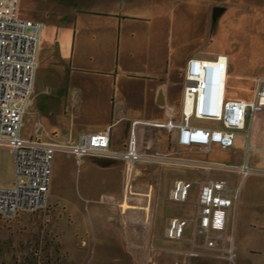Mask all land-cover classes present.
Listing matches in <instances>:
<instances>
[{
    "label": "rangeland",
    "instance_id": "obj_1",
    "mask_svg": "<svg viewBox=\"0 0 264 264\" xmlns=\"http://www.w3.org/2000/svg\"><path fill=\"white\" fill-rule=\"evenodd\" d=\"M133 1L137 5L143 2ZM162 1L156 0L158 4L147 6L149 11L141 9L145 8L143 5L138 6L140 13L147 11L152 17L149 21L139 19L131 23L140 32L136 37L139 55L142 58L147 55L141 46L147 34L158 46L159 53L169 55L173 50L180 59L188 53L189 57L209 59L225 54L228 58L226 97L252 99L259 79H264V0H164L165 4ZM130 2L132 0H18V15L41 22L49 18V22L58 27L65 25L66 37L68 30L71 33L67 43L69 55L75 26L73 17L63 14L64 11H70L73 6L119 9ZM215 6H221L223 10L213 20ZM103 19L97 18L96 28L91 30L102 32ZM49 51V43L42 41L32 94L36 98L35 104L24 113L21 134L30 137L34 122L39 118L45 125L43 137L48 140L74 138L83 120L74 105L76 92L69 78L53 74L56 67H52L50 78L45 63ZM193 51L194 54L191 53ZM185 62H176L175 67L183 76ZM59 85L64 89L59 91ZM124 85L128 95H135L136 103H143L149 96L144 82L126 81ZM190 121L196 125L221 126L219 121L193 116ZM248 126L249 121L246 120V127L236 130L232 147L212 144L211 150L202 157L213 162L235 164L243 163L247 157L252 169L245 175L225 172L231 185L238 189V197L228 212L225 237L219 239L214 248H204L203 237L193 236L192 222L187 224L182 240L163 238L169 216L189 218L196 213L197 184L191 188L188 201L179 203L168 199L173 180L202 175L176 166L145 164L139 170L136 187L146 190L148 184H153L154 204L156 199L153 222L145 240L149 259L144 264H166L158 262L163 252L170 253L168 264H228V252L224 251L228 248L234 255L230 264H264V150L248 147L245 135ZM260 133H257L258 138L262 136ZM196 150L190 148L186 154L198 155ZM90 160V163H79L68 153H54L45 206L21 213L13 219L0 216V264H132L121 240L118 218L110 219L104 204L89 199L87 193V187L93 188L96 196L108 188L117 189L121 181V166L116 161H109L111 168L102 171L95 165L100 164L99 158L91 157ZM63 166L73 169L70 177L69 172L62 177ZM65 175L70 182L64 188ZM13 180V156L7 148L1 147L0 184L11 185Z\"/></svg>",
    "mask_w": 264,
    "mask_h": 264
},
{
    "label": "built area",
    "instance_id": "obj_2",
    "mask_svg": "<svg viewBox=\"0 0 264 264\" xmlns=\"http://www.w3.org/2000/svg\"><path fill=\"white\" fill-rule=\"evenodd\" d=\"M43 27L41 21L18 15V0H0V148H7L14 161L12 184H0V216L13 219L45 206L56 151L74 156L79 163L86 156L118 160L123 164L121 194L101 195L100 200L110 212V219L118 218L121 240L132 264H144L149 259L145 240L153 222V184H148L146 190L136 187L139 174L136 166H176L202 173V177L194 179L175 178L168 196L174 202L185 203L192 186L197 184L196 213L189 218L171 216L164 236L180 241L187 224L192 222L193 236L203 237V247H216L218 240L225 237L228 212L238 197V189L231 185L225 172L239 175L251 172L247 157L243 163L235 164L213 162L190 154L143 152L139 148L138 130L134 128L122 149L111 148L110 127L103 130L84 128L76 141L22 136L23 116L31 104L39 67ZM184 79L178 124L171 120H144L136 124L174 129L178 146L202 148L203 154H207L212 144L232 147L236 130L244 129L247 120L248 147L264 150V142L254 143L257 133H264V79H259L252 99L227 98L228 58L225 54L213 59L189 57L184 66ZM192 116L219 121L221 126L193 124ZM192 243L195 246L194 238ZM224 251L228 252L230 264L234 257L232 249Z\"/></svg>",
    "mask_w": 264,
    "mask_h": 264
},
{
    "label": "crops",
    "instance_id": "obj_3",
    "mask_svg": "<svg viewBox=\"0 0 264 264\" xmlns=\"http://www.w3.org/2000/svg\"><path fill=\"white\" fill-rule=\"evenodd\" d=\"M154 1L143 0L141 5H137L136 1L132 0L129 5L124 8L119 7V9H90L89 7L75 8L73 6L70 11H64L63 14H70L71 18L73 17V26H75L69 55L67 53V43L71 39L70 30H68V36L66 37L67 30L65 31V25L58 27L49 22V18L42 21L44 23L42 41H47L50 45V51L45 57L47 58L45 63L49 70L50 78L53 73H51L52 67H56V72L53 73L54 75L56 74L55 76L70 79V83L76 92V98L74 100L73 97L71 98L75 102L74 105L79 117L83 119L74 138L69 137L60 139V141H76L79 132L84 128L103 130L110 127L111 148L122 149L128 142L130 130L134 128L138 130L139 148L143 152H154L157 154L171 152L174 155H183L188 153V149L195 148L198 155L194 156L203 157L206 155L205 153L203 154L202 148L178 146L175 142L174 129L138 126L136 124V122L144 120L161 122L171 120L175 124L181 121L185 79L182 73L179 72L180 70L175 67L176 62L187 61L190 53L182 59L177 58L171 49L169 55L159 53L158 46L151 42L152 40L147 34L144 44L141 45L147 51V55L142 58L139 55V45L136 41V37L140 32L138 33L134 24H131L132 21L139 19L144 21L151 20L152 17L148 15L149 12L147 11L149 9L147 6H151L153 3L158 4L156 0ZM162 3L165 4L166 1L164 2L163 0ZM142 5L145 8L141 9L147 11L140 13L138 6ZM163 14H166V12L164 11ZM97 18H104L103 21L105 20L102 32L91 30L96 28ZM191 53L194 54L195 51ZM126 81H141L145 83L149 96L143 103H136L134 101L135 95H128V90L124 85ZM58 89L59 91L64 89L63 85H59ZM62 94L63 92H61L60 100H62ZM35 99L32 95L29 107L35 104ZM44 128L45 125L41 119L37 118L34 122V130L31 136L48 140L43 137ZM260 134L262 136L260 138L256 136L254 143L264 142V133ZM97 158L101 162L95 165L102 171H107L111 168L108 165L109 161L118 162L121 166V181L117 189L108 188L107 191H100L97 196L93 188L87 187V193L90 195L88 198L101 202V195L120 196L122 191V162L109 158ZM90 159V156H86L80 163H90ZM144 166L145 164H137L138 172ZM72 170L70 166H63L62 177H64L65 172H69L68 175L70 177L72 175L71 172L73 173ZM199 173L202 175L201 172ZM66 178L63 181L64 188L70 182L68 177ZM90 191L94 193L92 194ZM104 207L105 211L108 210L105 204ZM106 212L110 218V212ZM170 217H168V220ZM163 238H165L164 230ZM170 260L169 252H163L158 258V262L164 261L166 264Z\"/></svg>",
    "mask_w": 264,
    "mask_h": 264
},
{
    "label": "water",
    "instance_id": "obj_4",
    "mask_svg": "<svg viewBox=\"0 0 264 264\" xmlns=\"http://www.w3.org/2000/svg\"><path fill=\"white\" fill-rule=\"evenodd\" d=\"M223 8L221 6H215L213 9V20L217 18V16L221 13Z\"/></svg>",
    "mask_w": 264,
    "mask_h": 264
}]
</instances>
